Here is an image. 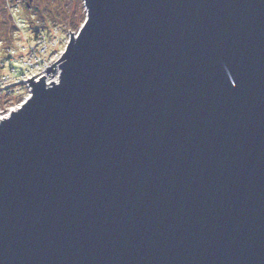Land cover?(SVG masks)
I'll list each match as a JSON object with an SVG mask.
<instances>
[{
  "label": "water",
  "instance_id": "1",
  "mask_svg": "<svg viewBox=\"0 0 264 264\" xmlns=\"http://www.w3.org/2000/svg\"><path fill=\"white\" fill-rule=\"evenodd\" d=\"M83 4L0 119V264H264V0Z\"/></svg>",
  "mask_w": 264,
  "mask_h": 264
},
{
  "label": "rangeland",
  "instance_id": "2",
  "mask_svg": "<svg viewBox=\"0 0 264 264\" xmlns=\"http://www.w3.org/2000/svg\"><path fill=\"white\" fill-rule=\"evenodd\" d=\"M25 2L27 0H0V109L10 105V103L16 102L19 98L18 95L24 94L25 92V88L22 86L21 94L12 93L13 88H16V86L11 85V83L6 84L4 80L9 75H15V73L11 72L10 68L13 67L18 70L20 66L19 59L27 58L24 56L25 52L18 48L19 46L26 45L25 40H27L26 38L29 34L40 28L51 30L52 27H57L59 29L60 34L52 39L55 40V44L51 45V42L45 43L47 46L46 50L39 56V58L49 63L55 62L60 57L70 38V33L76 34L79 30L70 31L63 24L55 25L49 19H43L42 16L46 12L47 3H52L50 7H53L52 5L54 4L58 7L66 4L72 9V7H77L76 3L78 0H32L29 8L25 6ZM19 22H25L26 25ZM51 38L52 36L48 39L51 40ZM57 38L60 40L59 44H56V41H58ZM45 45L42 44V46ZM52 75L55 76V74L51 73Z\"/></svg>",
  "mask_w": 264,
  "mask_h": 264
},
{
  "label": "built area",
  "instance_id": "3",
  "mask_svg": "<svg viewBox=\"0 0 264 264\" xmlns=\"http://www.w3.org/2000/svg\"><path fill=\"white\" fill-rule=\"evenodd\" d=\"M23 23V22H19ZM23 24L26 25L24 22ZM51 32V33H50ZM50 33V34H49ZM60 34V31L57 27H52L51 30H47L45 28H40L35 32H31L29 36L25 40L26 45L19 46V50L24 51V56L27 57L26 59H19V69L16 70L15 68H10L11 72L15 73L14 76H7V78L4 80L6 84L11 83V85H15L16 88H13L14 90L12 93L14 94H21V87L24 86L25 92L24 94L18 95L19 98L16 100V102L10 103V105L0 109V119L8 117L11 110H15L18 107L21 106V103L26 100L28 97H30V87L27 83V79H30L33 76V79L35 81L39 80L42 75L45 76V82L51 83L53 81H57L58 73H55V76H51V73L46 74V67H49L54 62H46L42 58H39L41 56L42 52H45L46 45L45 43L55 44V40H52L53 37L56 38ZM51 38L49 40L48 38ZM58 41H56V44L60 43L59 38H57ZM25 44V43H24ZM45 45V46H42ZM49 44V45H50ZM38 46V47H37ZM63 53V52H62ZM61 53V54H62ZM61 56V55H60ZM57 61V60H56ZM55 61V62H56ZM10 85V86H11ZM22 95H24L22 97Z\"/></svg>",
  "mask_w": 264,
  "mask_h": 264
},
{
  "label": "trees",
  "instance_id": "4",
  "mask_svg": "<svg viewBox=\"0 0 264 264\" xmlns=\"http://www.w3.org/2000/svg\"><path fill=\"white\" fill-rule=\"evenodd\" d=\"M51 4H46V12L42 15L43 19H49L50 22L52 21L55 25L63 24V26L70 31L79 29L86 17L83 0H78L76 3L77 7H72V9L66 4L61 7L54 4L52 5L53 7H50Z\"/></svg>",
  "mask_w": 264,
  "mask_h": 264
},
{
  "label": "flooded vegetation",
  "instance_id": "5",
  "mask_svg": "<svg viewBox=\"0 0 264 264\" xmlns=\"http://www.w3.org/2000/svg\"><path fill=\"white\" fill-rule=\"evenodd\" d=\"M30 2H32V0H27V2H25V6L27 7V8H29L30 7ZM1 98V97H0ZM3 105V104H2ZM1 105V106H2Z\"/></svg>",
  "mask_w": 264,
  "mask_h": 264
}]
</instances>
